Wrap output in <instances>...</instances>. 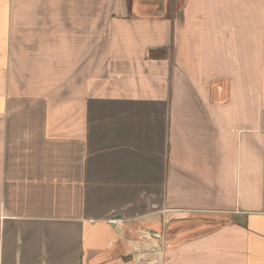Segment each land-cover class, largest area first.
Listing matches in <instances>:
<instances>
[{
  "label": "crops",
  "instance_id": "crops-1",
  "mask_svg": "<svg viewBox=\"0 0 264 264\" xmlns=\"http://www.w3.org/2000/svg\"><path fill=\"white\" fill-rule=\"evenodd\" d=\"M0 264H264V0H0Z\"/></svg>",
  "mask_w": 264,
  "mask_h": 264
},
{
  "label": "rangeland",
  "instance_id": "rangeland-1",
  "mask_svg": "<svg viewBox=\"0 0 264 264\" xmlns=\"http://www.w3.org/2000/svg\"><path fill=\"white\" fill-rule=\"evenodd\" d=\"M22 54H23L24 57L29 56V55H27V52H25V51H23ZM89 68H92V67H89ZM107 69H108V67L103 66V67H101V72L106 75L108 73V72H106Z\"/></svg>",
  "mask_w": 264,
  "mask_h": 264
},
{
  "label": "water",
  "instance_id": "water-1",
  "mask_svg": "<svg viewBox=\"0 0 264 264\" xmlns=\"http://www.w3.org/2000/svg\"><path fill=\"white\" fill-rule=\"evenodd\" d=\"M114 218L119 219V218H121V217L117 216V217H114Z\"/></svg>",
  "mask_w": 264,
  "mask_h": 264
}]
</instances>
